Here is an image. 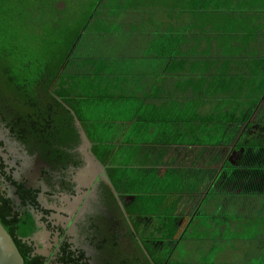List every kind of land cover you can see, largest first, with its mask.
I'll return each mask as SVG.
<instances>
[{
    "label": "trees",
    "instance_id": "obj_1",
    "mask_svg": "<svg viewBox=\"0 0 264 264\" xmlns=\"http://www.w3.org/2000/svg\"><path fill=\"white\" fill-rule=\"evenodd\" d=\"M110 2L116 3L113 6L108 5L105 10L96 11L100 15L98 16L100 21H104L103 26L101 23L96 26L101 28L96 32L100 31L103 38L106 37L103 30L107 27L108 17L128 6L121 0ZM202 8L201 19L192 22H198V28L202 23L210 27L205 29L206 34H203L209 35V32H212L208 44L209 51L214 42H217L221 54L230 45H234V56L228 53L224 57L216 58L218 62L221 60L225 66L228 65L227 68L234 62L238 68L240 82L245 81L241 85L247 84L246 81L249 80L251 92L248 96L246 91V102L245 99H239L236 93L233 94L232 103L226 96L220 99L218 116H213V124L206 115L203 116V121L208 127L212 126L214 130L217 125L220 133L217 143L219 148H201L198 153L202 156L201 159L195 158L192 164H176L175 157H170L173 151L169 149L116 147L114 139L106 138L104 130L106 116L100 117L97 114L99 104L95 103L96 101L86 99L90 98V95H85L80 80L81 64L86 61L85 56L76 54L91 17L80 30L73 31L74 33L69 31V34L73 33L71 35H63L71 37L70 42L56 43L55 47L51 44L47 46L49 64L33 70L32 73L35 71L37 77L32 81L23 77L25 73L20 71V60L15 58V55L0 51V114L5 116L24 141L37 142L49 151L54 148L60 150L67 143L78 144L80 135L72 113L74 110L93 144L95 155L108 166L117 191L124 195H134V200L123 205L130 223L123 210H119L117 215L122 221V230L120 232L118 228L115 232L111 230L102 247L103 251L113 255L110 264H170L175 246L185 238L195 218L206 215L202 206L215 191H219L220 194L246 195V198L264 196V80L260 82L252 80L264 79V53L263 57L258 58L255 51L246 52V44L256 38L260 27H250L253 22L246 21V10L239 12L241 16H237L241 8L238 10L233 6L234 14H231V18L230 14H224L220 17L226 16V19L216 21L213 20L216 14L215 6ZM123 28L124 24L119 21L116 33L120 34ZM180 36L176 41L170 40L171 38L170 41L159 39L155 44L167 46L171 43L185 44L186 38L184 36L182 38V34ZM112 37H115V34ZM223 40V48L220 50ZM60 41V37L54 39V43ZM3 42L0 38V47ZM36 59V62L40 61V57ZM209 61V66H212L213 59ZM31 62L33 63V61L29 63ZM16 66L18 71L15 70ZM203 76L209 87L219 88L228 93L223 81L216 83L218 79H215V74ZM200 94L202 98L214 97L210 89L205 87ZM231 144L245 147V153L235 163L228 159L230 154L228 146ZM188 154L189 152L186 155ZM190 159V155L187 158L181 157V161L188 162ZM192 175L196 178H192ZM248 204H251L250 200L246 202V206ZM160 205L163 207L166 205L173 210L170 213L153 210ZM260 207L264 210V200ZM12 211L10 199L1 197L0 221L13 237L25 264H43L41 256H31V248L25 239L35 230L34 220L30 216L27 220L19 211L14 213ZM23 221H27L31 227H26ZM181 225L182 227L178 228ZM136 236L138 237L136 246L127 249L123 242ZM167 244L169 249L163 251Z\"/></svg>",
    "mask_w": 264,
    "mask_h": 264
},
{
    "label": "crops",
    "instance_id": "obj_2",
    "mask_svg": "<svg viewBox=\"0 0 264 264\" xmlns=\"http://www.w3.org/2000/svg\"><path fill=\"white\" fill-rule=\"evenodd\" d=\"M121 1L126 2L128 6L124 10L119 9L118 12H124V14L115 19L137 20L141 18H137L136 15L141 14L147 22L136 28L130 27L129 23H123L125 27L120 30L121 33L115 34V38L119 41L134 42L132 46L120 44L109 46L108 49L95 46L91 47L94 49L95 56L84 55L86 61L81 64L80 80L85 95H90V98L86 99L99 104L102 116H106L107 119L104 130L115 140L116 147L171 149L173 155L170 157H175L176 164H192L195 158L202 157L195 156L194 150L204 147L219 148L218 141L214 145L185 144L188 135L192 133L199 139L201 138L199 134L204 130L213 131L212 126L208 127L204 123L203 116L206 115L210 123L213 116H218L221 98L214 97L216 92L223 91L209 87L203 75H214L215 67L209 66V60L197 61L188 56L187 52L193 49L187 48V44L153 46L159 39L164 41L165 34H167L166 40L171 38L169 33L164 32L162 11L150 10L156 7L155 0ZM169 3H173V10L169 12L168 22L165 23L167 28L192 30L196 27L198 31L210 28L203 24L198 28L192 22V20L201 19L202 6L206 8L215 6L216 14L213 20H217L226 19V16L220 17L224 14H230L229 18H231V14H234L232 6L239 10L242 5L238 0H163V4ZM150 11L155 12V18L147 15ZM185 20L188 22L184 23ZM247 20L253 22L250 27L258 28L259 26L260 28L256 38L246 46L262 45L260 52L264 53V29L261 28L264 26V0H246ZM198 34L206 33H193V35ZM139 35L149 37L148 43L143 44L138 41L135 37ZM157 35L160 37L153 41L154 36ZM134 47H140V49ZM109 49L115 50L116 54L109 53ZM250 51L255 50L250 49ZM204 87L210 89L214 97L202 98L200 93ZM231 94L233 95L234 92L232 91ZM170 147L178 149L177 153ZM181 148L194 149L188 154L191 157L188 162L181 161L183 156L182 151L179 150ZM188 155L184 156L187 158ZM214 247L215 245L210 243L205 250L212 252ZM226 251L225 248L224 252ZM241 251L246 260H241L237 264H256V262L264 264V237L245 240L241 244ZM257 257L259 259H254ZM222 264L228 263L223 261Z\"/></svg>",
    "mask_w": 264,
    "mask_h": 264
},
{
    "label": "rangeland",
    "instance_id": "obj_3",
    "mask_svg": "<svg viewBox=\"0 0 264 264\" xmlns=\"http://www.w3.org/2000/svg\"><path fill=\"white\" fill-rule=\"evenodd\" d=\"M110 1L111 0H102V2L100 0H0V38L4 41L0 47V51H7L11 55H15L14 57L20 60V71L25 73L23 77L29 78L30 81H32L34 77H37L35 71L41 65L45 66L49 64L47 59V46L51 44L55 47L57 44H61V42L64 44L65 41L70 42L71 37L63 35H71L74 33L73 31L80 30L85 24H87L90 17L92 19H90L84 32V36H82L78 45L79 47L76 51L77 56H95L94 49L91 48L95 46L103 47L101 49H108L109 46L120 44H129L132 46L134 42L124 43L117 40L115 37H112L116 34L117 24L121 20V18H115L122 16L124 12H117L108 17L106 20L107 27L103 30L104 36L106 37L103 38V34L100 31L96 32L97 30H101V28L96 26L99 23L103 26L104 22L103 20L100 21L98 17L100 15L97 14L96 11L105 10L108 5H115L116 2L112 4L113 2L111 3ZM238 1L242 3V5L240 7L241 10L237 12V16H241L239 12H245L246 0ZM139 2L143 1L140 0ZM154 2L156 7H152L150 10L157 12L162 11V14L164 15L162 20V24H164V32L171 35L170 40L173 39L176 41L182 34V38L183 36L186 38L185 44H187V48L193 49V51H188L187 55L197 61L213 59V67H215L213 68V71L216 75L215 79H218L220 83L223 81L228 90V93H225V91L216 92L214 98L223 99V97L226 96L227 100L232 103L234 101V95L227 96L232 93V91L239 95V99L241 100L246 98V91L249 96V93L251 92L249 80L246 81L247 84L243 83L244 85H241L242 82L245 81L240 82V77L237 72L238 68L234 62L230 63L229 68H227L228 65L225 66L221 60L218 62L216 58L217 56L224 57L226 56L225 54L228 53H231V56H234L233 44L221 54V51H219L217 47V42H214L211 44V50L209 51L208 44L211 37L210 33L212 32H209V35H193L195 32H205L204 30L198 31L196 27L192 30L167 28L165 23L168 22L167 18L169 12L173 10V3L163 4V0H155ZM154 11L148 12L147 15L155 18ZM127 12L130 13L128 9ZM136 16L141 19H129V21L121 20L120 23H129L130 27L133 28H136L138 25H145L147 20L144 19L141 14ZM186 22L188 21L185 20L184 23ZM194 24L198 27V22ZM261 28L264 29V26ZM214 29L215 28H212V30ZM69 31H72L73 33L69 34ZM166 35L167 34L164 35L165 40ZM59 37L61 38L60 43H54V39ZM159 37L160 35L154 36L153 41H156ZM135 38L143 44H147V39L149 37L139 35ZM195 38H197V41H195ZM259 38L263 37L259 36ZM223 44L224 40L221 43L220 50L223 48ZM155 45L158 46V44H154L153 46ZM261 46L262 45L259 44H251V47L250 45H247V53L250 52V49H254L256 55L259 56L258 58H261L263 57V53L260 52ZM134 48L140 49V47ZM216 48L217 50H215ZM108 52L116 54L115 50L109 49ZM36 58L40 61L36 62ZM30 61H33V63H29ZM15 70L18 71L17 66L15 67ZM33 70H35L34 73H32ZM39 72L40 70H38V73ZM224 73H226L225 76ZM252 80L260 82L264 79L253 78ZM98 112L99 113L97 114L101 117L102 114L100 107H98ZM187 125L190 126L189 123H187ZM199 135H201V138L199 139L193 133L188 135L185 144L214 145L220 138L217 125L212 132L204 130ZM106 138L112 139V136L106 132ZM228 147H230V145ZM170 148L174 149L173 147ZM177 150L178 149H174L176 153ZM179 150L182 151L181 155L184 156L194 149L181 148ZM193 153L195 156L198 155L200 149L194 150ZM213 166L218 167V165ZM192 178H196V176L192 175ZM255 197H257L258 200L255 199ZM255 197L246 198V195L220 194L219 191H215L210 198L208 197L209 199L206 200L202 206L206 215L197 216L192 222L191 227L187 230L185 238L181 239L175 246L170 264H222L223 261H226L228 264H237L238 262H241V260H246L241 251V244L245 240L251 238H258L260 236L264 237V210L260 207V205L262 206L264 196L256 195ZM249 200L251 201V204L246 206V202L248 203ZM258 203L260 205H258ZM153 210L170 213L173 209H169L166 205L164 207L160 205L154 207ZM180 227H182V225L178 228ZM181 231L183 232V230ZM210 243L215 245L214 250L212 252H206V246ZM225 248L227 249L226 252H224ZM168 249L169 245L167 244L163 251ZM146 256H148L147 252ZM228 258H230V260ZM254 259H259V257Z\"/></svg>",
    "mask_w": 264,
    "mask_h": 264
},
{
    "label": "flooded vegetation",
    "instance_id": "obj_4",
    "mask_svg": "<svg viewBox=\"0 0 264 264\" xmlns=\"http://www.w3.org/2000/svg\"><path fill=\"white\" fill-rule=\"evenodd\" d=\"M78 132V144L49 151L24 141L0 114V200L10 199L13 213L34 220L35 230L25 239L31 256H41L43 264L112 263L113 255L102 247L111 230H122L117 214L121 209L125 213L124 203L134 200V195L117 191L93 144L90 150L102 166L89 165L82 149L89 151L88 144ZM243 153L245 147L231 144L228 159L235 163ZM137 241L136 236L123 244L132 249Z\"/></svg>",
    "mask_w": 264,
    "mask_h": 264
},
{
    "label": "water",
    "instance_id": "obj_5",
    "mask_svg": "<svg viewBox=\"0 0 264 264\" xmlns=\"http://www.w3.org/2000/svg\"><path fill=\"white\" fill-rule=\"evenodd\" d=\"M72 113L76 121V126L78 127L80 134L82 135V138L84 139V143L88 144L89 151L85 149L84 151L87 152V161L89 162V165L92 162H95V164L98 165V167L102 166L101 163L96 159V156L90 150L92 147V142L91 140H89V137L87 133L85 132V129L81 121L77 117L74 110ZM83 148H86V147L83 146L82 149ZM124 211H125V208H124ZM125 214L128 218V213L125 212ZM0 264H25V260H24V257L21 251L19 250L13 237L8 233V231L5 229L1 221H0Z\"/></svg>",
    "mask_w": 264,
    "mask_h": 264
}]
</instances>
